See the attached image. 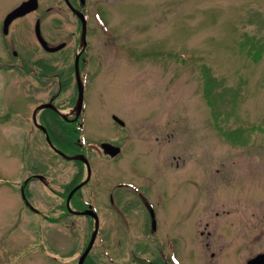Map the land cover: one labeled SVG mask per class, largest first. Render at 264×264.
<instances>
[{
    "label": "rangeland",
    "instance_id": "rangeland-1",
    "mask_svg": "<svg viewBox=\"0 0 264 264\" xmlns=\"http://www.w3.org/2000/svg\"><path fill=\"white\" fill-rule=\"evenodd\" d=\"M39 1V12L14 22L5 38L1 20L21 0H0V56L10 42L18 52L14 67L0 65V264H77L95 224L79 213L78 199L100 219L89 264H144L158 254L210 264V254H264V50L257 61L240 47L249 37L264 45V0H88L79 68L81 152L91 177L77 198L70 193L78 184L66 186L85 179L87 167L57 153L32 115L54 95L65 114L75 112L74 59L83 42L70 33L78 21L65 0ZM37 17L48 42L70 40L68 61L55 68L60 76L20 60L48 57ZM201 62L220 86L216 95L231 89L240 99L231 111L229 93L217 97L216 119ZM217 119L223 131L245 129L238 142L219 132Z\"/></svg>",
    "mask_w": 264,
    "mask_h": 264
},
{
    "label": "flooded vegetation",
    "instance_id": "flooded-vegetation-1",
    "mask_svg": "<svg viewBox=\"0 0 264 264\" xmlns=\"http://www.w3.org/2000/svg\"><path fill=\"white\" fill-rule=\"evenodd\" d=\"M23 1H25V0H21L20 3H22ZM65 1H66L67 5L69 6V8L71 9L72 13L77 17L78 25H77L75 31H73V30L70 31L71 35H76L74 40L77 42L78 39L80 40L82 37V20L79 16V13L83 14V16L86 20H88L90 18V12L87 9L88 0H65ZM40 9H41V4L39 1V7L36 11L39 12ZM102 9H103V7L101 5V11H102ZM36 11H32L30 13H33ZM8 12L5 14V16L8 14ZM30 13H28L27 15H29ZM94 13H96L97 17L100 16L99 15L100 14L99 9L97 6L95 7ZM5 16H3L2 20H1V30H3V22L5 19ZM24 17H18L16 19H14L12 21L11 25L14 22H16L17 20L22 19ZM38 18H40V17H37V19ZM35 24H36V22H35ZM79 30H80V33H79ZM86 34L88 35V22H87V33ZM4 36L6 38L8 36V34H4ZM69 42H70V40H68V39L62 40L59 44H64L63 47L57 51H54V52H49V51L45 50L39 44L40 48L43 50L45 55H48V57L45 56L43 58L27 61L23 56H21L20 60L23 64L26 63V65L31 64L33 66H36L39 69V72L42 73L43 75L46 74V75L50 76L49 73H53L52 74L53 76L54 75L60 76V73L55 72V68L57 69V67L61 64L60 62L66 63L68 61V58H69V56L73 50L71 48V45H70V47H69V45H67V44H69ZM62 50H66V53L62 59L57 58L55 56L50 57L51 55H55L56 53H58ZM1 51L3 52L4 55L0 56V65L1 66L3 65L5 67H9V66L14 67V65H15L14 61H17V60H16V58L13 57V55L16 56L18 52L16 50L12 49L11 42L6 43L5 46L1 48ZM61 73H63V72L61 71ZM55 99H56V95L49 98V100L46 102H51L55 105ZM43 103H45V102H43ZM38 106H36L34 108L32 116L34 118V114L36 111V114H38L39 122H42L41 124L47 123L50 125H54V124H58L61 119H64L65 121H67L69 123H75V124L78 123V120H77V118H75L76 117L75 115L64 117L54 107H48V108H44V109L40 110ZM122 124H123V122H122ZM37 129H40V128L37 127ZM25 181L27 184L29 183L28 178ZM185 255L189 259L188 254H185ZM239 255L240 254H210L209 261H210V264H264V254H247L248 256H246L244 259L242 258V256H239ZM173 258H174V256L172 254H158L155 257V260H151L150 263H152V264H172ZM197 259H198V264H207L208 263L205 258H204V260L202 259V256L200 259L197 257ZM180 260L183 263V258H180Z\"/></svg>",
    "mask_w": 264,
    "mask_h": 264
},
{
    "label": "trees",
    "instance_id": "trees-1",
    "mask_svg": "<svg viewBox=\"0 0 264 264\" xmlns=\"http://www.w3.org/2000/svg\"><path fill=\"white\" fill-rule=\"evenodd\" d=\"M256 40H254V38L249 37L248 40L245 41H240V47L242 49L246 50V53L249 57H251L253 60H259L260 56L262 55V52L264 50V45H259V44H255ZM256 46H258L256 48ZM153 50H155V52L151 53V56H156V53L159 52V49L156 47L152 48ZM143 55V54H141ZM136 57V54L134 55ZM138 56V55H137ZM191 56V55H190ZM183 57L184 59H190L192 57H187V56H180ZM199 60H203V57L200 56L198 58ZM207 64L201 62L200 66L202 69V72L205 75V82H204V88H203V93L205 96V99L208 103L209 106H211L212 109V114L214 115L215 119L220 116L221 111L220 110H216V99L217 97H221L224 98L225 95H227L229 93L231 99L228 100L231 103V111L234 109V107L237 104V100H240L239 97L237 96L236 92H232L231 89H226L225 91H221L220 93H218L217 95L215 94V90L218 87V82L217 80L210 74L209 71V67L206 66ZM224 87V86H222ZM224 110L228 113V109L225 107V105H221ZM214 125L215 127L219 130V132H221L222 135H224L227 139H229L231 142H236L239 137H240V133L244 132L245 129L243 128H237V129H231L228 131H223L221 125L217 120H214ZM54 126H57L59 128L56 129L52 126L49 125V130H50V135L51 138L54 142L58 143V145L66 150H71L74 153H78L81 152L83 150V146L81 144V135H83V131L84 128L80 127L79 125H74L72 123H68L67 121H64L61 119V121H59V123L56 125L54 124ZM255 126L257 125H252L250 128L254 129ZM72 130V132H71ZM250 131V130H249ZM63 132V133H62ZM72 142V143H71ZM238 142V141H237ZM80 166H83V162H81L80 160H76ZM82 178L76 177V179H74L72 182H70L69 184H67V189L71 190V188H73V186H75L76 184H78L81 181ZM80 191H77L76 198L78 196ZM79 202H77V205L79 206V209H83L85 208L87 205L85 202H83L82 200L78 199ZM88 258L86 259L84 264H89L90 261H88ZM87 262V263H86Z\"/></svg>",
    "mask_w": 264,
    "mask_h": 264
},
{
    "label": "water",
    "instance_id": "water-1",
    "mask_svg": "<svg viewBox=\"0 0 264 264\" xmlns=\"http://www.w3.org/2000/svg\"><path fill=\"white\" fill-rule=\"evenodd\" d=\"M38 0H25L23 1L20 5H18L17 7H15L13 10H11L5 20H4V32L7 33L8 32V28H9V25L11 23V21L13 19H15L16 17H19V16H22V15H25L33 10H36L38 8ZM79 15L81 16V19H82V22H83V29H84V39H85V32H86V20L83 16V14H80ZM36 34H37V37L40 41V43L42 44V46L46 49V50H49V51H56L58 49H60L64 44H60V45H57V46H51L48 41L43 37L42 35V31H41V25H40V20L38 19V21L36 22ZM84 43L85 40H84ZM83 48H81L76 56V74H77V84H78V102H77V109L80 111L82 109V106H83V100H84V87L82 85V82H81V79H80V73H79V55H80V51L82 50ZM48 106H53V104L50 102V103H45V104H42L40 105V107H48ZM40 127H42L44 129V131L46 132V136H47V139L49 141V143L56 149L57 152L65 155L66 157H70V158H77V159H81L82 161H84L87 165H88V170H89V175H90V165H89V162L87 160V158L83 155V154H79V155H74V156H68L66 155L63 151L57 149L47 131H46V128L43 126V125H39ZM87 179H85L83 182H81L80 184H78L70 193V196L73 195V193L78 189L80 188L85 182H86ZM69 196V197H70ZM79 213H83V214H87V215H90L92 216L94 219H95V228H94V231H93V234L91 236V240L89 242V245L88 247L86 248L85 252L81 255L80 259H79V263L78 264H83L86 256H87V253L90 251L91 247L93 246L94 244V241L96 239V236H97V232H98V228H99V217H98V214L93 210V209H86V210H83V211H79ZM153 226L155 227V219L153 220Z\"/></svg>",
    "mask_w": 264,
    "mask_h": 264
}]
</instances>
